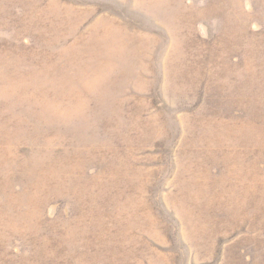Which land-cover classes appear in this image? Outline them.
<instances>
[{
    "label": "rangeland",
    "instance_id": "rangeland-1",
    "mask_svg": "<svg viewBox=\"0 0 264 264\" xmlns=\"http://www.w3.org/2000/svg\"><path fill=\"white\" fill-rule=\"evenodd\" d=\"M0 264H264V0H0Z\"/></svg>",
    "mask_w": 264,
    "mask_h": 264
}]
</instances>
